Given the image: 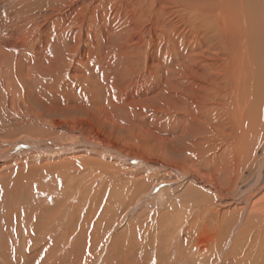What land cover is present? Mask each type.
<instances>
[{"label": "rangeland", "instance_id": "obj_1", "mask_svg": "<svg viewBox=\"0 0 264 264\" xmlns=\"http://www.w3.org/2000/svg\"><path fill=\"white\" fill-rule=\"evenodd\" d=\"M241 1L149 0L150 18L133 22L132 38L124 39L130 43L120 41V49L104 39L105 32L120 40L100 23L102 10L134 4L129 0L92 2L99 4L91 12L96 17L80 11L65 25L54 20L60 14L35 12L31 25H18L16 18L40 9L39 0L0 4V42L7 27L17 29L18 38L36 32L24 37L23 49L16 37L9 41L0 64V82L9 78L0 83V234L12 225L50 233L45 258L52 264H264V0ZM182 2L202 6L234 30L226 48L237 49L231 58L242 74H235V88L246 115L232 163L222 156L229 145L235 150L230 140L238 133L207 132L196 105L191 113L178 105L193 100L216 70L220 76L226 61L219 58L216 26L193 27ZM54 34L62 48L45 50L57 42L46 38ZM219 80L223 86L229 79ZM15 95L20 108L9 105ZM238 226L244 235L234 231ZM40 244L34 247L39 253Z\"/></svg>", "mask_w": 264, "mask_h": 264}, {"label": "bare ground", "instance_id": "obj_2", "mask_svg": "<svg viewBox=\"0 0 264 264\" xmlns=\"http://www.w3.org/2000/svg\"><path fill=\"white\" fill-rule=\"evenodd\" d=\"M29 1H34V0H3L2 3V6L4 4H16L18 7L19 5L18 4H23V2L25 4H27L26 2ZM36 1L38 0H35L34 2H31L29 3L30 5L31 4H36ZM61 2H59V0H39V2H41L40 4V9H38V11H33L31 12L30 14H32L31 16L28 15L27 17H19V18H16L19 21V23H17L18 25L19 24H25L26 22L31 25L30 21L32 20L33 18V15L35 13H38V14H41L43 15L44 17L45 16H53L55 14H62V18H60V15L56 18H54L55 22L57 24H60V25H65L66 22H69L72 20V18L75 16V14H77L78 12L82 11L84 14H90L91 12H93L97 5L99 4H92V2H101V0H98V1H94V0H60ZM80 1L79 3L80 4H77V2ZM122 2H125V0H121ZM131 3H134V4H102V5H105V6H108V8H104L102 11V15H103V20L100 22L102 24H106L107 25V32H109L111 35H113L114 37L117 36L118 38H120V40H118V42H116V40L111 37V36H106L105 35V32H104V29L102 30L101 28V32H104V36H105V40H106V43H111L113 49H120L121 48V44L122 45H126L128 43H130L129 41L126 43L124 41L125 40H129L132 38L130 34H133V32H135L133 30V22L136 21L137 19H140L144 16L147 15L148 17V4H149V0H129ZM245 1V0H243ZM241 1V2H243ZM238 2V1H237ZM43 3V4H42ZM212 3V2H210ZM209 3V4H210ZM56 4V5H54ZM63 4L64 7H63ZM181 4H183V10H184V14L187 21H191V25L193 27H197L199 26L200 24L203 23H206L204 24L205 27H209V25L211 24L212 25V30H213V25L216 26V28L218 29L219 31V40H220V44H221V52H220V57H222V60H226V61H219L221 62L220 63V66H219V70H221V74L219 76V71H215V73H213L209 79H208V82L204 84V86L201 87V91H199L198 93L194 94L193 96L195 97L193 100L190 101V99L188 100V102H179V108L181 110L182 109H185L186 111H188L189 113H191V110H194L195 113H201L202 116L204 117V119L207 118L209 124H206V129L209 130L207 132H212V129L213 130H217L218 132H221L222 136L223 134H235V133H238L236 135V138L234 139V142L230 140V144L232 145H235V150L233 148H231V146L229 145V153H224V155L222 156V158H224V156L228 157V162L229 163L232 158H233V153L236 152V146H239L242 144V142L244 141L243 138L241 137L242 135L241 134H244V131H243V122L245 120V105H243V103H241V100L242 98L240 99V95L238 94V90H236V80L234 79V76L235 74L238 72V68L235 66L236 64V61L237 59H233L231 58L233 56V52L235 54V50L234 48H230L229 51L227 50L226 46L228 45L227 44V37L226 35H229L230 32H233V28H230L228 27L227 25H225L224 23H220V20L221 18H219L218 16H214L212 17V15L210 17H208V12L205 11L203 9L202 6L198 5V4H189L187 2H182ZM185 4V5H184ZM220 4V3H219ZM217 4V5H219ZM54 5V7L52 6ZM208 5V4H206ZM221 5V4H220ZM224 5V4H223ZM12 6V5H10ZM39 6V5H38ZM116 6V7H115ZM133 6H139L140 8L139 9H134ZM210 6H213V4H211ZM251 6V5H250ZM103 7V6H102ZM214 7V6H213ZM249 7V6H248ZM176 8V7H175ZM205 8H209V9H212L211 7H205ZM177 9V8H176ZM182 9V8H181ZM215 9V7H214ZM220 9V8H219ZM66 10V11H64ZM101 10V8H100ZM98 11V10H97ZM154 11V10H153ZM207 13H205V12ZM209 11V10H208ZM213 11V10H212ZM221 11V9H220ZM241 11V10H240ZM35 12V13H34ZM43 12V13H42ZM147 12V13H146ZM217 12V11H216ZM99 13V12H98ZM198 13V14H197ZM218 13V12H217ZM68 14L70 16L71 19H66L65 16L63 15H66ZM101 14V12H100ZM36 15V14H35ZM92 16H94L92 13H91ZM206 15V16H205ZM210 15V13H209ZM218 15V14H217ZM150 16V14H149ZM96 17V16H94ZM184 17V16H183ZM182 17V18H183ZM99 18V17H98ZM102 18V17H100ZM150 17H148L149 19ZM155 18V17H154ZM154 18L152 20H154ZM158 18V17H157ZM183 18V19H185ZM89 19L93 20V18H88L86 20H82L81 22V25L83 26L84 23H87V22H90ZM96 19V18H95ZM106 19V21H105ZM147 19V20H148ZM234 20V18H232ZM156 20V19H155ZM154 20V21H155ZM139 22H136V26ZM15 25H17L16 23H14ZM37 24V21L34 22V25ZM52 24V22H51ZM90 24V23H88ZM140 24V23H139ZM138 24V25H139ZM232 24V23H231ZM189 25V23H188ZM88 26V25H87ZM104 26V25H102ZM234 27V26H233ZM6 28V27H5ZM21 26L18 27V29H20ZM100 29V27H99ZM99 29L97 28V30L99 31ZM196 29V28H195ZM17 29H15L13 26H11V28L7 27L5 29V32H3V35L1 36V39L3 40V43L0 42V64H5V55L7 54V50L9 49L8 47V42L11 41V40H14L13 38H15V41H16V45L18 46V49H23L25 47L24 45V41H25V38H29V34L32 36V35H35L36 32H33V30H26L23 34V31H22V35L20 34V38H18L17 36L19 34H17L19 31H16ZM53 30H56V31H59L61 33V31L63 30L64 33L63 35H66V31L64 29V27H57V28H54ZM252 30V29H251ZM96 31V30H95ZM236 32V31H235ZM246 32V31H245ZM21 33V31H20ZM53 33H56L55 31ZM108 34V33H107ZM103 35H102V38H103ZM238 36V35H237ZM101 37V36H100ZM260 37V36H258ZM263 37V35H262ZM261 37V38H262ZM48 42H51L52 40H55L57 42H53L52 41V46L50 48V45L48 43H46V47H45V50H48L50 51H54V49H61V45L64 44V42L62 41V38L60 36H58L57 34H54L52 36H49V37H46ZM224 38V39H223ZM239 38V36H238ZM77 39H80V38H77ZM226 42H225V41ZM242 40H245L244 38H242ZM247 40V39H246ZM245 40V41H246ZM254 40V39H253ZM259 40V39H258ZM264 40V39H263ZM30 41V40H29ZM29 41H27L25 44H29ZM121 41V42H120ZM119 42L121 44H119ZM244 42V41H243ZM248 42H249V39H248ZM257 42V41H256ZM259 42V41H258ZM261 42V41H260ZM255 43V41L253 42ZM31 44V43H30ZM48 45V46H47ZM129 45V44H128ZM245 45V44H244ZM249 45V43H248ZM259 46V44H257ZM250 46V45H249ZM261 46V44H260ZM233 47V46H232ZM246 47V46H245ZM257 47V46H255ZM254 47V48H255ZM228 48H229V45H228ZM258 48V47H257ZM66 49V48H65ZM256 49V48H255ZM260 49V48H259ZM262 50H264V41H263V46L261 48ZM34 51V50H33ZM220 51V50H219ZM225 51V53H224ZM256 51V50H255ZM32 52V51H30ZM74 52V51H73ZM247 52V51H246ZM52 53V52H51ZM65 53V52H64ZM35 54V53H34ZM55 54V53H54ZM261 54H264L263 51ZM56 55V54H55ZM263 56V55H262ZM51 58V57H50ZM56 58V57H55ZM54 58V59H55ZM101 58V57H100ZM217 58V57H216ZM247 58V57H246ZM253 58V57H251ZM251 58L249 57L247 62L249 63ZM57 59V58H56ZM250 59V60H249ZM260 59V58H259ZM261 59H264V56L263 58ZM59 60V59H57ZM218 62V63H219ZM251 63V62H250ZM249 63V64H250ZM255 63V62H254ZM261 64V63H260ZM218 65V64H216ZM251 65V64H250ZM249 65V66H250ZM255 65V64H253ZM15 66V65H14ZM19 66V65H18ZM214 66V65H213ZM1 67V66H0ZM20 67V66H19ZM54 68V67H53ZM251 68H252V65H251ZM256 68V67H255ZM46 69H51V67H46ZM215 69V68H213ZM254 69V68H253ZM0 70H2V68H0ZM210 72L211 71V68L209 70ZM15 72V77L17 76H20L21 78V74L19 71H16V70H13L11 71L12 75L14 74ZM1 73V71H0ZM239 75L242 74L241 71L238 72ZM207 74V73H206ZM1 75V74H0ZM4 77H1V85L3 83H5L6 85L8 84L7 79H9L8 77H6L5 75H3ZM205 77V76H204ZM203 77V78H204ZM219 77L220 78H225V79H229L227 80V82L224 83L223 86H220V85H217L220 80H219ZM12 78V77H11ZM14 79V77H13ZM18 81L20 80L19 78H16ZM207 79V78H206ZM13 81V80H12ZM226 81V80H225ZM16 82V81H15ZM204 82V81H203ZM246 82V81H245ZM244 82V83H245ZM242 83V87H243V84ZM248 83V82H247ZM220 84V83H219ZM6 85H4L6 87ZM226 85L228 86V88H226ZM225 86V87H224ZM247 86V84H246ZM248 87H250L248 85ZM246 91V90H244ZM8 92V91H7ZM181 94V93H180ZM254 94V93H253ZM12 96V95H11ZM183 96V95H182ZM247 99V98H246ZM10 100V99H9ZM22 100V99H21ZM17 101H18V97L15 95V97H13L10 102H9V105L12 104V105H16L15 108H20L19 106V103L17 104ZM246 101V100H245ZM6 102V101H5ZM184 103V104H183ZM256 103V102H255ZM249 104V103H248ZM197 106L196 107H193V106ZM193 107L192 109H190V107ZM10 108V107H9ZM14 108V107H13ZM192 111V112H193ZM251 111V110H250ZM245 113V115H244ZM253 113V111L251 112ZM179 114V113H177ZM22 115V114H21ZM249 115V114H248ZM254 115V114H253ZM196 121V120H195ZM186 122V121H185ZM205 122V121H204ZM202 123V122H200ZM191 124V123H189ZM195 125V123H194ZM221 126V127H220ZM195 129L197 131H200L201 132V127L200 126H196ZM227 130V132L225 131ZM247 130V129H246ZM186 132V131H185ZM240 133V134H239ZM248 132H246L245 134H247ZM252 134V133H251ZM250 134V135H251ZM254 134V133H253ZM249 135V133L247 134ZM246 135V137H247ZM212 140L215 141V139H217V137L214 139V136H210ZM230 136H228L229 138ZM28 138V136L26 135L24 138H21L20 140H23V141H27L26 139ZM231 138V137H230ZM209 139V140H211ZM219 139V138H218ZM223 139V138H222ZM233 139V138H231ZM29 140V139H28ZM203 140V139H202ZM201 140V141H202ZM229 141V140H228ZM247 142V139L245 140ZM17 142V141H16ZM252 142V141H251ZM207 144V142H206ZM216 143L214 142H210L208 143V145L210 146H216L215 145ZM203 145H205L203 143ZM219 146V145H218ZM222 146V145H221ZM224 146L226 147L224 151L228 152L227 151V144H224ZM248 146V145H247ZM246 146V147H247ZM220 147V146H219ZM233 147V146H232ZM242 147V146H241ZM245 147V148H246ZM249 147V146H248ZM214 148V147H213ZM219 149V148H218ZM240 150V147L239 149ZM219 151V150H218ZM249 151V149H248ZM247 151V152H248ZM239 152V151H238ZM246 152V150H245ZM246 152V153H247ZM251 152V151H250ZM221 153V152H220ZM249 153V152H248ZM247 153V154H248ZM240 154V152H239ZM251 154V153H250ZM215 154H213L214 156ZM245 155V154H244ZM2 156V154L0 155V157ZM220 156L219 154L215 155L214 158H218L220 159ZM238 156V155H237ZM241 156V155H240ZM236 157V156H235ZM243 158V157H242ZM222 160V159H221ZM220 160V161H221ZM246 160H248L246 158ZM245 160V161H246ZM224 161V160H223ZM239 161H240V158H239ZM223 163V162H222ZM221 163V164H222ZM226 163V162H224ZM232 163V161H231ZM248 163V161H247ZM240 165V164H239ZM227 167V166H225ZM231 166L229 165V169ZM228 168V167H227ZM235 168V167H234ZM239 168V167H238ZM241 169V168H240ZM225 171H228L230 172V170H226V168L224 169ZM242 170V169H241ZM239 171V170H238ZM220 172V171H219ZM222 172V171H221ZM227 172V173H228ZM235 172V171H234ZM232 173V172H231ZM239 173H241L240 171L238 172V176H239ZM225 174V173H223ZM260 174V173H259ZM229 175V174H228ZM231 176V175H230ZM235 176V175H234ZM225 177V176H224ZM259 177V175H258ZM236 178V177H235ZM236 180V179H235ZM259 180V179H258ZM34 182V181H33ZM32 182V183H33ZM213 182V181H212ZM28 183H30L28 181ZM34 185V184H32ZM217 185V184H216ZM216 185H213L212 186L218 190V186ZM228 185V184H227ZM216 194V193H215ZM216 197H217V194H216ZM264 200V199H263ZM246 201V200H245ZM246 203V202H245ZM263 205V204H262ZM243 206V205H242ZM246 206V205H245ZM264 206V205H263ZM262 206V207H263ZM259 208V207H258ZM264 208V207H263ZM241 209V208H240ZM254 209V208H253ZM260 209V208H259ZM23 210V209H22ZM243 210H244V207H243ZM261 210V209H260ZM253 211V210H252ZM258 211V210H257ZM264 211V210H263ZM262 211V212H263ZM244 212V211H243ZM255 212V210H254ZM260 212V211H258ZM240 213H242L240 211ZM245 214H247L245 212ZM252 214V213H251ZM11 219L13 221H15V215H14V212L13 211H10L9 213ZM263 215V214H261ZM255 216V215H254ZM251 217V216H249ZM246 218V217H245ZM240 222V226L243 225V217L241 215V218L240 220L238 221V223ZM249 222V221H248ZM252 222V220L250 221ZM27 223V222H26ZM245 223H247L245 221ZM248 224V223H247ZM9 225V224H8ZM239 225V224H238ZM240 226H238L234 231L236 233H241L242 235H244L245 233V230L242 228L241 231L237 230L238 228L240 229ZM244 227V226H243ZM21 229V230H20ZM0 264H52V260L51 261H47V259L45 258V256L47 255L48 251L50 250L49 247L50 245L48 244L49 242H51V238H52V235L50 233H47V235L43 236V235H38L36 233H34V231L31 230V227H24V225H22L21 227L20 226H15V225H12V227H5L3 230H2V233L0 234ZM247 235V234H246ZM35 237V239H33ZM243 237V236H242ZM246 237V236H244ZM39 240H38V239ZM49 238V239H48ZM19 239H22V241L18 242ZM38 240V241H37ZM11 241V242H10ZM232 241V240H231ZM40 244L42 248L41 252L39 253L37 251V249H35L34 247H36V244ZM232 243V242H231ZM46 244V245H45ZM230 245V243H228ZM35 245V246H34ZM228 247V246H227ZM230 247H233V246H229ZM237 248L238 247H234ZM16 249V250H15ZM102 247L99 246L98 249L96 251H101ZM228 249V248H227ZM225 248V250H227ZM239 251V250H238ZM17 253V255H16ZM16 255V256H15ZM88 257L92 260L93 257L91 255L88 254ZM244 257V256H243ZM224 259V258H223ZM242 260V259H240ZM244 260V259H243ZM237 261V260H236Z\"/></svg>", "mask_w": 264, "mask_h": 264}]
</instances>
